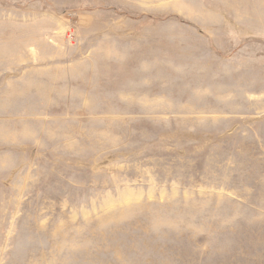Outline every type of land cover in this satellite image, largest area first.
Instances as JSON below:
<instances>
[{"label":"rangeland","instance_id":"374dc122","mask_svg":"<svg viewBox=\"0 0 264 264\" xmlns=\"http://www.w3.org/2000/svg\"><path fill=\"white\" fill-rule=\"evenodd\" d=\"M0 264H264V0H0Z\"/></svg>","mask_w":264,"mask_h":264}]
</instances>
